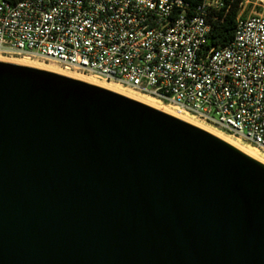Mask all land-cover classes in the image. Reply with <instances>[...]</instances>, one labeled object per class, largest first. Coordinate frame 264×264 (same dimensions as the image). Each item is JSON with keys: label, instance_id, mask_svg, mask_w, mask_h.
Segmentation results:
<instances>
[{"label": "water", "instance_id": "obj_1", "mask_svg": "<svg viewBox=\"0 0 264 264\" xmlns=\"http://www.w3.org/2000/svg\"><path fill=\"white\" fill-rule=\"evenodd\" d=\"M0 264H264V165L137 101L0 61Z\"/></svg>", "mask_w": 264, "mask_h": 264}, {"label": "built area", "instance_id": "obj_2", "mask_svg": "<svg viewBox=\"0 0 264 264\" xmlns=\"http://www.w3.org/2000/svg\"><path fill=\"white\" fill-rule=\"evenodd\" d=\"M207 48L209 10L185 0H2L0 56L128 88L264 154V11Z\"/></svg>", "mask_w": 264, "mask_h": 264}, {"label": "bare ground", "instance_id": "obj_3", "mask_svg": "<svg viewBox=\"0 0 264 264\" xmlns=\"http://www.w3.org/2000/svg\"><path fill=\"white\" fill-rule=\"evenodd\" d=\"M0 61H3V62H9L5 59H1L0 58ZM9 63H14V62H9ZM14 64H18V63H14ZM19 65H25V66H28V64H25V63H21ZM31 65H29L30 67ZM33 67V66H31ZM33 68H37V69H41V70H45V71H48V72H52V73H56V74H60V75H63V76H66V77H70V78H73V79H76V80H79V81H82V82H85V83H88V84H91V85H94V86H97V87H100V88H103V89H106L108 91H111L113 93H116V94H119L121 96H124L126 98H129L131 100H134V101H137L141 104H144V105H147L151 108H154V109H157L159 111H162L164 113H167L173 117H176L182 121H185L189 124H192L216 137H218L219 139L225 141L226 143L230 144L231 146L235 147L236 149H238L239 151L243 152L244 154L248 155L249 157L257 160L258 162L262 163L264 165V160L261 159L259 157V155L257 154V149L255 148H251V146L247 145H244L241 143V141L237 140V139H234L230 136H228L227 134L221 132V131H218V130H215V129H212L208 126H204V125H201V124H198L196 122L193 121V117L189 116V115H186V114H181V113H178L175 109L169 107V106H166V105H162L161 103H159L158 101L156 100H153V99H150V97L148 96H145V95H141L139 94L140 96H137L138 93L128 89V88H125L123 87L124 89L128 90V91H132V93H135V94H132V93H129V92H125L124 90H121L120 88H117L118 86H112V84H102L100 82H97V81H94V80H91L89 78H86L84 76H79V75H75L73 73H64L60 70H56V69H53V68H49V67H42V66H39V67H33ZM117 85V84H116ZM122 87V86H120ZM193 118V119H192ZM260 152V151H258Z\"/></svg>", "mask_w": 264, "mask_h": 264}, {"label": "trees", "instance_id": "obj_4", "mask_svg": "<svg viewBox=\"0 0 264 264\" xmlns=\"http://www.w3.org/2000/svg\"><path fill=\"white\" fill-rule=\"evenodd\" d=\"M185 1L193 8L203 2V0ZM221 2L222 7L218 10H209L207 13V22L210 25L206 38L207 48H224L232 42L244 0H221Z\"/></svg>", "mask_w": 264, "mask_h": 264}, {"label": "rangeland", "instance_id": "obj_5", "mask_svg": "<svg viewBox=\"0 0 264 264\" xmlns=\"http://www.w3.org/2000/svg\"><path fill=\"white\" fill-rule=\"evenodd\" d=\"M2 0H0L1 2ZM264 11V0H247V3L245 4V9H244V12H243V15L245 16H248V15H253V14H260ZM1 59H5L4 57H1ZM9 62H14V63H18V64H21V63H25V64H28L31 65V66H35V67H39V66H42V67H49V68H53V69H56V70H60L64 73H73V74H77L79 76H84L86 78H89L91 80H94V81H97V82H100L102 84H112V83H109V82H105V81H102L100 79H97V78H94V77H90V76H86V75H82L80 73H77V72H73V71H66V70H63L62 68H60L58 65H56L55 63H52V62H42V61H35V60H26V59H5ZM30 66V67H31ZM118 86L116 84H112V86ZM117 88H120L121 90H124L125 92H129V93H132V91H128L126 89H124L123 87H120L118 86ZM132 94H135V93H132ZM137 95V94H135ZM137 96H140L139 94ZM141 97V96H140ZM152 99V98H150ZM154 100V99H153ZM163 105V104H162ZM193 119V118H192ZM194 122L198 123V124H201L200 122L196 121L195 119H193ZM203 125V124H201ZM205 126V125H204ZM242 144L246 145L245 143L241 142ZM252 148V147H251ZM257 154L259 155V157L261 159L264 160V154H262L261 152H258L257 151Z\"/></svg>", "mask_w": 264, "mask_h": 264}]
</instances>
